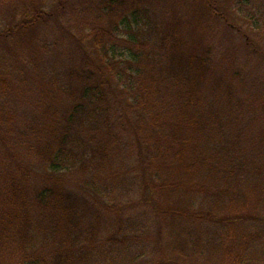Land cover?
I'll return each mask as SVG.
<instances>
[{
    "label": "trees",
    "instance_id": "1",
    "mask_svg": "<svg viewBox=\"0 0 264 264\" xmlns=\"http://www.w3.org/2000/svg\"><path fill=\"white\" fill-rule=\"evenodd\" d=\"M95 1L2 0L0 264H131L149 220L163 264H264V0Z\"/></svg>",
    "mask_w": 264,
    "mask_h": 264
},
{
    "label": "rangeland",
    "instance_id": "2",
    "mask_svg": "<svg viewBox=\"0 0 264 264\" xmlns=\"http://www.w3.org/2000/svg\"><path fill=\"white\" fill-rule=\"evenodd\" d=\"M98 1V0H97ZM8 3V2H7ZM73 8H70L67 12V16L62 19V27H64L66 30L63 31L64 36H69L71 33H78V28L83 32V30H87L92 27L94 24V19H96V14H97V2L95 0H89V3L84 5V2L82 0H73L72 2ZM54 3H52V0H50L49 5L46 7L47 9H51ZM5 8H7V5L0 0V15L5 14ZM89 12H85L87 9H89ZM2 12V13H1ZM264 12V11H263ZM87 14L89 15L87 17ZM87 18V19H86ZM262 22L264 23V16L261 19ZM85 32V31H84ZM58 34L60 35L59 31ZM232 40H231V39ZM222 44L225 43L227 45V48H230V50L233 52V46L231 44V41H233V44L235 45V39L232 36L225 37L223 34L218 36V40ZM64 42V41H63ZM70 43L69 45L67 43H62V45L58 48L59 50L57 52L61 54L66 55V51L70 52ZM237 49V48H236ZM242 51V50H241ZM57 52H54L53 54H49L45 57L49 58L50 60V65L55 66L57 68H62L67 65H73V61L70 58L68 60H65V57L63 55L60 56V58L56 59L55 54ZM242 62H246L245 60V54L241 55ZM76 61H74L75 63ZM77 63V62H76ZM255 63V59H252V65ZM46 69L43 66V70ZM31 73L28 75V83L30 84L31 82ZM30 93V92H28ZM35 97H31V95H26V96H19V99H17V109H18V114L16 115V121H19L22 116L25 118L26 116H29L28 119L31 121L30 116L32 114V108L30 107V101L34 99ZM65 98V97H64ZM17 129V128H16ZM17 131V130H16ZM79 176V175H78ZM78 176L74 177V181H78L81 179L80 183H83V177L76 179ZM101 183V182H99ZM103 183V182H102ZM138 181H136L137 188H141V185H138ZM132 188L134 189V185H132ZM97 198H100L99 196H96ZM142 207H138L136 209H132L129 213H127V217L125 219H129L130 217H140L143 221H146L147 216L143 213H147V211L142 210ZM114 216V215H113ZM137 222V221H136ZM147 229L143 231L145 228V224H141V232L144 233L143 237L141 240L137 241L135 244L132 243H125L126 248H125V254H124V259L127 260L131 264H163L164 261H162V255L160 252L157 250L158 248V243L156 242L158 236L163 234L164 228H162L160 222L155 221V220H149L147 221ZM162 228V229H161ZM142 234V233H141ZM139 234V235H141ZM162 245L166 244V241H161ZM187 245L192 248V244L190 240L186 241ZM133 252H140L143 254L142 257L139 259L132 261L133 257ZM192 252V251H191ZM198 256V257H195ZM102 259V258H101ZM206 256H200L199 253H195L193 255V258L191 261H195L194 264H205L206 262ZM97 264V263H93ZM100 264H106L103 263V260L100 261Z\"/></svg>",
    "mask_w": 264,
    "mask_h": 264
}]
</instances>
